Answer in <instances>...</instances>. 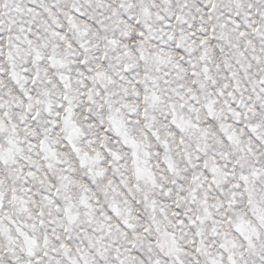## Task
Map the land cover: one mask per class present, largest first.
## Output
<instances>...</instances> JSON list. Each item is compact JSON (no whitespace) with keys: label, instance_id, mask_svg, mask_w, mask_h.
Segmentation results:
<instances>
[{"label":"snow or ice","instance_id":"6c2138e0","mask_svg":"<svg viewBox=\"0 0 264 264\" xmlns=\"http://www.w3.org/2000/svg\"><path fill=\"white\" fill-rule=\"evenodd\" d=\"M0 264H264V0H0Z\"/></svg>","mask_w":264,"mask_h":264}]
</instances>
